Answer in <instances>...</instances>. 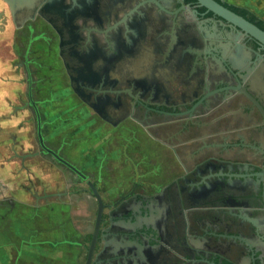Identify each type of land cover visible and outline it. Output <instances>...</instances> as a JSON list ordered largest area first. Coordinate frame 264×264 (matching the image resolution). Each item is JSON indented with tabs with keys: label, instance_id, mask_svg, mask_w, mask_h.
Here are the masks:
<instances>
[{
	"label": "flooded vegetation",
	"instance_id": "flooded-vegetation-1",
	"mask_svg": "<svg viewBox=\"0 0 264 264\" xmlns=\"http://www.w3.org/2000/svg\"><path fill=\"white\" fill-rule=\"evenodd\" d=\"M229 34L196 0H0V264H52L63 245L84 264L98 207L89 183L103 205L91 264H264V118L238 106L253 104L234 82L192 83L201 38ZM243 43L240 62L264 92V52ZM101 129L108 143L124 139L123 174L110 143L95 159L88 142ZM138 134L175 158L169 181L128 159ZM41 207L43 233L67 223L72 239L35 240L20 220Z\"/></svg>",
	"mask_w": 264,
	"mask_h": 264
},
{
	"label": "water",
	"instance_id": "water-1",
	"mask_svg": "<svg viewBox=\"0 0 264 264\" xmlns=\"http://www.w3.org/2000/svg\"><path fill=\"white\" fill-rule=\"evenodd\" d=\"M196 1L201 7L205 8L206 12H210L214 17L219 19L221 27L228 31H234L236 35L235 37H232L229 34L216 39L201 38L199 42L201 49L190 58L193 66L197 69L192 82L194 88L198 91L202 90L206 83L223 85L234 82L236 84L235 88H239L241 90L240 93L243 95L244 99H247L253 104L251 107H248V105L238 106H247V108L256 107L261 117L264 118V92L257 88L254 83V75H256V71L253 72V70L245 68L240 62V58L244 54V51L250 52L247 45L243 43L244 37L250 38L257 43L258 50L256 52H264V30L243 16L226 8L216 0ZM149 34L154 38L157 34H160V30L157 26H155V24H152ZM224 42L229 45V48L224 47ZM160 45L166 52L174 49V45L171 43V40L166 37H164V40ZM177 93L178 92L174 93V97H177ZM191 96H193L196 103H202L206 99L205 95H202L201 93L198 94V92H195ZM139 97L142 98L141 96ZM187 97L189 98L190 95ZM209 98L216 99V96H208V99ZM243 101L244 100L239 98L238 104H242ZM232 142L239 143V140L237 137H233ZM218 161L221 162L222 159H218ZM230 162L232 163L233 161ZM88 185L90 192L98 198V207L93 233L87 247L84 264H91L93 261L103 209L102 201L97 193V190L91 183Z\"/></svg>",
	"mask_w": 264,
	"mask_h": 264
},
{
	"label": "crops",
	"instance_id": "crops-1",
	"mask_svg": "<svg viewBox=\"0 0 264 264\" xmlns=\"http://www.w3.org/2000/svg\"><path fill=\"white\" fill-rule=\"evenodd\" d=\"M228 2L234 5L247 8L256 17L264 21V0H228ZM209 31L210 28L208 27V32ZM175 85H177V83ZM102 129L104 130L105 128L103 127ZM102 129H101L102 132H100L101 135L99 137L94 138L92 142H88L94 148L95 151L94 154L95 156H97L95 157V159L103 156V153L108 151L109 148L110 142L108 143V141H106V136H104L105 134ZM123 140L124 139L120 137H116L110 143L111 153H109V155L111 158L109 159L110 162L109 166L111 169L117 171L116 175H119V173L123 174L127 170V166H129L128 163L124 161L123 157L120 154L121 152L119 150ZM127 155H128V159L132 162V164L136 165L139 168L140 172L151 170L155 172V174L151 176H154L156 174L159 177L162 176L163 177V181H161L162 183L169 181L177 174V168H175L176 165L175 158L170 153V151L162 144L157 143L155 140L145 135L138 134L136 139H131L129 141ZM63 213L64 212L62 211V209L59 206H56L54 208L53 214H51V218H50L51 222L52 223L61 222L60 220L62 219ZM82 213H84V211H81L80 209L72 210L71 216L73 222L78 223L79 219L76 216L81 215ZM36 214L38 215H35L33 220V218L29 216L28 212H26L23 216L21 215L20 222L21 225L23 226L34 228L35 240L37 242L45 241V240L55 242V241H61L63 238L64 240L72 239V235L69 234V232L67 231L68 228L67 223H64L63 226H60L62 228L63 227L66 228V231L64 230V233L61 232L43 233V228L40 227V224L41 223L45 224V220L47 218L45 219V217H42V219L39 220V214L46 215L47 214L46 207H41L40 209H38ZM79 226L83 229L87 228V225L79 224ZM63 234L65 235L64 237ZM23 239L27 240L28 238H23ZM45 248H47V246H45ZM51 250L53 252V256L57 257L56 260H52V264H73V260H70L68 256L69 253L76 251V249L73 248L72 246L63 245L62 247H52ZM25 251L27 253V250ZM23 263L25 264L26 260L22 261V264Z\"/></svg>",
	"mask_w": 264,
	"mask_h": 264
},
{
	"label": "trees",
	"instance_id": "trees-1",
	"mask_svg": "<svg viewBox=\"0 0 264 264\" xmlns=\"http://www.w3.org/2000/svg\"><path fill=\"white\" fill-rule=\"evenodd\" d=\"M231 10L234 12L238 13L239 15L243 16L244 18L248 19L250 22L254 23L257 25L259 28L264 30V21L258 19L255 15H253L251 12H249L245 8H238L235 6H229Z\"/></svg>",
	"mask_w": 264,
	"mask_h": 264
}]
</instances>
